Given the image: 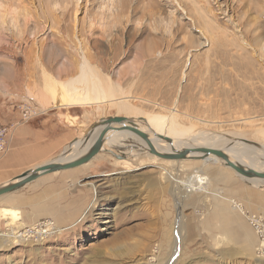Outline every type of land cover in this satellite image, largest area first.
<instances>
[{"label": "rangeland", "instance_id": "374dc122", "mask_svg": "<svg viewBox=\"0 0 264 264\" xmlns=\"http://www.w3.org/2000/svg\"><path fill=\"white\" fill-rule=\"evenodd\" d=\"M109 1L0 0V128L14 124L7 116L15 101L40 112L53 106L43 74L75 76L80 40L86 59L141 113L117 112L108 101L91 106L78 142L109 117H137L145 127L146 116L174 109L190 135L222 137L223 149L244 143L263 151L264 0H112L107 18ZM15 128L0 152V186L40 166L10 157ZM103 148L82 167L0 196V264H264V230L256 233L237 210L247 203L264 218V180L244 179L212 159ZM165 171L172 175L163 178ZM182 189L188 193L180 199ZM238 218L251 229V247L242 233L231 237ZM136 241L142 245L127 253Z\"/></svg>", "mask_w": 264, "mask_h": 264}, {"label": "bare ground", "instance_id": "6f19581e", "mask_svg": "<svg viewBox=\"0 0 264 264\" xmlns=\"http://www.w3.org/2000/svg\"><path fill=\"white\" fill-rule=\"evenodd\" d=\"M79 1L80 0H74L75 6H77ZM111 3H112V0L109 1L108 3L109 8L105 11L106 13L109 14V17L107 18H111L113 16V14L111 13L113 11L110 8V6L112 5ZM205 3H207L208 5L207 0H205ZM104 9H106V7L102 8V10ZM13 12L14 11L11 10L9 13H13ZM15 15L14 17H16ZM5 18H6V15H5ZM11 23H12L11 25H14V26L16 25L13 16L11 17ZM105 26L106 25L103 23L102 27L106 28ZM82 47H83L82 42L79 40L77 49L80 54L79 56H81L80 58L81 62L78 65V73L76 72L77 74L75 76H72L64 81H57V80L49 78V75H47L44 72L43 75L47 79L50 80V86L47 87V90H48L47 92H48L49 97L52 100V105L54 107H65V106L67 107L72 104L98 105L104 101H108L109 104L111 105L113 104L116 107L117 112H123L127 115L131 114V115L136 116V114L139 112L138 111L139 109H136L134 106H131L128 103V101L124 99V94L122 92V89H120V86L110 81L107 76H106L107 78L104 79L99 74L100 72L97 71L98 69H96L86 59ZM29 96H31V94ZM135 118L137 117H133V121H129L127 118V122L125 123V125L144 132L148 136L147 137L148 143L130 131H126V130L109 131L108 133H106L104 137L103 147L104 146H109V147L115 146V147H119L120 149H124V151L122 150V152H128V151L139 152L140 151V152H147V154H149L148 153V150H149L148 144H149L152 147V149L158 154H175L177 152L186 151L187 152L186 158L182 160H189V159L205 160L206 159L210 161V159H212L216 163L218 162V163H221L222 165H225L222 159L215 157L211 154H205L202 152L203 150H206V149L219 150L223 152V154H225L228 157L229 161L232 163L240 164L244 168H251L257 171H264V162L260 160V159H264V146L262 147L263 151H260V150L256 151L257 149H255L252 146H248L244 143L243 144L231 143L229 148L223 149L224 146L227 144H226V141L222 137L208 136L204 132H198L195 135H190L189 128H185L178 124L176 120L177 113L175 112L174 109L169 111L168 115L146 116V118L144 119L145 127L140 126V125L137 126L136 123H134L136 121ZM101 130H102V127H99V126L96 127L93 133L90 135L91 138L89 137L85 141V143L82 141L73 142L71 144V148L68 147V152L66 153L67 155L64 156V158H61V160L65 161L67 159L75 158L78 155L79 156L82 155L88 149V147L93 143V141L98 136ZM162 137L167 138L170 141L167 142L164 139H162ZM139 154L140 153H136L135 155H139ZM190 155L194 157H190ZM237 156H243V157L234 158ZM150 158L156 159L154 155H151ZM169 175H172V174L168 173V171H165L163 178H165V176L166 178H168ZM242 178L251 179V178H246L243 176ZM151 180L152 181L150 182L151 183L150 186L156 187L157 184L155 180L153 179ZM191 180L194 181V179L190 178V181ZM182 193L186 194L188 192L187 190L182 189L180 191V199L182 196H184ZM12 214L14 218L17 217V213H15L14 211H12ZM131 236L132 234L128 233L126 235L127 240L131 238ZM140 238L142 239L143 237H140ZM180 238L181 237L176 236L175 243L173 244L174 247L177 245L178 241L180 242ZM138 241L134 242L133 247H131L130 245L126 252L127 253L135 252V249H137L138 247L142 245L141 244L142 241L141 243ZM120 245L121 246H119L117 249L119 253L118 256L122 254V251L124 250V249L122 250V248L125 246L124 243ZM172 253L173 251L171 252V255Z\"/></svg>", "mask_w": 264, "mask_h": 264}, {"label": "crops", "instance_id": "0c3cea01", "mask_svg": "<svg viewBox=\"0 0 264 264\" xmlns=\"http://www.w3.org/2000/svg\"><path fill=\"white\" fill-rule=\"evenodd\" d=\"M42 88L43 82L32 87L33 92L36 90L42 91ZM26 96L27 92H25V98ZM21 101L22 100L12 103L11 109ZM22 102L27 103L28 101L25 100ZM27 104L30 103L28 102ZM46 106L47 107L45 108L44 106V109L40 112L41 115L32 118L28 123H17L20 121V116L17 110H10V107H7L10 112V115L7 116L9 122L17 123L16 128L13 131L14 134L12 136L9 150V155L14 162L28 160L32 164H40V166L51 162L53 156L62 153L66 146L69 147L75 141L79 126L89 119L90 115L93 113L91 106L96 105L72 104L67 107L57 108L50 104ZM74 169L76 168L64 171ZM245 204L243 203L242 206L245 207L246 210L247 207ZM247 211L250 214L254 213V211L248 209ZM235 222L237 225L231 231V234L236 233L237 236L231 235V237L233 239L235 237H243L245 242L247 240V247L253 246L255 242L253 237H251V229L248 224L242 222L240 218L236 219ZM240 233H242V237H240ZM235 240L238 241V239ZM240 242L242 243L241 239Z\"/></svg>", "mask_w": 264, "mask_h": 264}, {"label": "water", "instance_id": "95a60500", "mask_svg": "<svg viewBox=\"0 0 264 264\" xmlns=\"http://www.w3.org/2000/svg\"><path fill=\"white\" fill-rule=\"evenodd\" d=\"M126 122H127V118L125 117H109L105 120H101L99 125L97 126L102 127V130L95 138L93 143L88 147V149L82 155L80 156L78 155L75 158L67 159L65 161H62L61 159H56L42 166L36 167L31 171L25 172L20 176L14 178L9 183L0 186V196H4L6 194L17 191L18 189L38 179L42 175L69 170L87 164L99 153L107 151V150H103V144H104V137L106 133H108L109 131H124V130L130 131L148 143V138H147L148 136L144 132L132 128L130 126H126L125 125ZM94 129L95 128L92 129L91 133H93ZM162 139H164L167 142L170 141L167 138L162 137ZM76 141L77 140H75L74 142ZM148 146H149L148 147L149 153L154 154L155 156L161 159L182 160L185 159L187 155L186 151L177 152L175 154H158L152 149V147L149 144ZM69 147L71 148V145ZM67 152L68 150L63 151L61 158H64V156L67 155L66 154ZM202 152L205 154H211L215 157L222 159L226 167L230 168L232 171H234L236 174L240 176L251 179L253 178V179L264 180V171H256L251 168H244L240 164L232 163L229 161L228 157L219 150L206 149L203 150ZM108 153H110L113 157L120 159V156H117L113 152L108 151Z\"/></svg>", "mask_w": 264, "mask_h": 264}, {"label": "built area", "instance_id": "2783aa9c", "mask_svg": "<svg viewBox=\"0 0 264 264\" xmlns=\"http://www.w3.org/2000/svg\"><path fill=\"white\" fill-rule=\"evenodd\" d=\"M16 108L18 110L17 112L20 116V121L22 123H24V122L27 123L32 118H34L38 115H41L40 111H38L34 107L30 106V104H27V103L22 102V101L16 105ZM16 125H17V123H14V124H11L9 128H0V152H4L6 150L7 143H8V134H9L8 131L11 132L16 127ZM234 206L235 205L233 204V208H234ZM237 210H240V212L248 219V221L251 224V226L253 227V229L256 230V233H260V234L262 233V231L264 230V218L243 212L242 206H240V205L237 206ZM261 245H264V240L261 241L260 247H261ZM262 248L264 249V246L261 247L260 249L262 250Z\"/></svg>", "mask_w": 264, "mask_h": 264}]
</instances>
